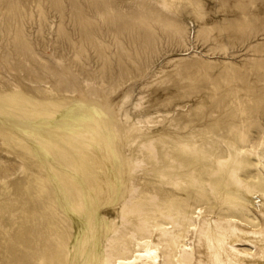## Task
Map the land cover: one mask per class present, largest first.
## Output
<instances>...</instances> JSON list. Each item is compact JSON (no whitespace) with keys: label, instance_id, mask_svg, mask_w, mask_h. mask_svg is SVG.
<instances>
[{"label":"rangeland","instance_id":"374dc122","mask_svg":"<svg viewBox=\"0 0 264 264\" xmlns=\"http://www.w3.org/2000/svg\"><path fill=\"white\" fill-rule=\"evenodd\" d=\"M157 33L156 41L148 39ZM119 63L126 64L122 72ZM232 71L264 77V0H0V264H56V243L66 240L72 249L84 229L83 209L59 200L80 202L67 176L74 173L70 161L39 153L32 136L16 130V139L9 131L13 113L27 104L22 97L52 112L21 117L32 122L58 119L76 106L97 108L121 166L136 135L134 112L168 111L155 109L141 122L161 127L168 116L195 111L198 127L214 136L248 123L249 95L234 92ZM151 94L156 98L146 103ZM258 123L246 147L262 135L264 113ZM54 131L39 133L86 157L83 144L75 142L82 149L76 152ZM144 162L143 170L154 163ZM81 184L96 198L103 189ZM27 249L38 259H21Z\"/></svg>","mask_w":264,"mask_h":264},{"label":"bare ground","instance_id":"6f19581e","mask_svg":"<svg viewBox=\"0 0 264 264\" xmlns=\"http://www.w3.org/2000/svg\"><path fill=\"white\" fill-rule=\"evenodd\" d=\"M173 25L178 31L181 28ZM158 37L157 33L148 39L154 42ZM102 54L108 56L105 51ZM119 64L124 71L126 64ZM248 75L233 71L230 75L234 92L249 95L244 101L248 123L228 126L214 136L198 127L195 111L168 116L161 127L141 122L148 121L155 109L166 114L168 111L150 107L143 115L134 112L136 135L126 147V156L120 159L121 166L106 135L107 122L97 108L76 106L58 119L32 122L21 117L52 112L32 107L34 102L22 97L27 104L19 108L21 114L13 113L16 120L9 130L11 135L19 139L15 131H22L32 136L39 153L60 155L62 160L70 161L74 173L67 176L80 202L73 205L66 196H59V200L73 209H83L84 220L78 225L80 230L84 228L82 233L76 235L72 249L66 240L56 243L60 249L55 252L54 262L264 264V128L259 139L255 137L257 141L246 147L249 132L259 125L258 117L264 113V77ZM154 98L156 95L151 94L145 102ZM77 109L85 114H76ZM48 129L55 130L53 135L76 152L82 151L75 144L79 141L86 147V157L77 159L56 138L39 133ZM145 159L154 163L143 170ZM81 179L87 187L103 186L97 198L89 189L84 191ZM30 242L28 239L26 246ZM28 249L21 259H38L35 250Z\"/></svg>","mask_w":264,"mask_h":264}]
</instances>
